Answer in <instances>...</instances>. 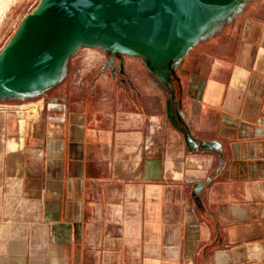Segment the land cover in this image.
I'll list each match as a JSON object with an SVG mask.
<instances>
[{
  "label": "crops",
  "instance_id": "obj_1",
  "mask_svg": "<svg viewBox=\"0 0 264 264\" xmlns=\"http://www.w3.org/2000/svg\"><path fill=\"white\" fill-rule=\"evenodd\" d=\"M235 4L168 74L67 59L11 96L0 264H264V33Z\"/></svg>",
  "mask_w": 264,
  "mask_h": 264
},
{
  "label": "water",
  "instance_id": "obj_2",
  "mask_svg": "<svg viewBox=\"0 0 264 264\" xmlns=\"http://www.w3.org/2000/svg\"><path fill=\"white\" fill-rule=\"evenodd\" d=\"M219 3L221 0H46L41 11L23 19L13 41L0 53V97L35 92L55 83L57 79H48L56 69L59 77L73 48L83 41L143 56L158 75L168 74L170 63L184 55L217 17L211 16Z\"/></svg>",
  "mask_w": 264,
  "mask_h": 264
},
{
  "label": "rangeland",
  "instance_id": "obj_3",
  "mask_svg": "<svg viewBox=\"0 0 264 264\" xmlns=\"http://www.w3.org/2000/svg\"><path fill=\"white\" fill-rule=\"evenodd\" d=\"M40 2L41 0H0V53L10 43L21 26L20 24H22L23 19L29 13L33 12L39 6ZM235 5H237V8L242 9L241 12L246 17L254 19L251 25L254 35L253 39L256 43L260 42L261 36L264 33V0H239L236 1ZM243 22L245 21L243 20ZM227 42H229V39ZM259 46L262 49L261 44ZM73 61H77V65L74 67ZM122 61L134 70L137 83L141 85V82H144L147 75H149L143 68L147 63L142 56H135L126 51L117 52L101 46H81L73 54V57L68 58L66 67L69 69L74 68L72 71L73 80L75 83L82 84L86 81L85 77L92 76L94 78L96 74H100V71L107 72L105 74L110 76L112 67H119ZM140 62H143V66ZM175 65L176 63L173 64L174 67ZM24 98L16 96L0 98V128L6 118V113H3L2 110L16 109L18 102H21ZM2 145L3 141L0 135V155ZM2 190H5L4 185L0 187V209L2 201L4 204L7 203L9 205L5 200V196L1 194Z\"/></svg>",
  "mask_w": 264,
  "mask_h": 264
},
{
  "label": "bare ground",
  "instance_id": "obj_4",
  "mask_svg": "<svg viewBox=\"0 0 264 264\" xmlns=\"http://www.w3.org/2000/svg\"><path fill=\"white\" fill-rule=\"evenodd\" d=\"M235 1H238V0H221V3L218 4V6L216 7V9L213 12V14H212L211 17H216V16H218L220 14L222 15L223 13H225L226 11H228L229 9H231V7L235 3ZM45 3H46V0H41L39 6L34 10V12L41 11V9L44 8ZM16 35H17V33L14 35L13 38H15ZM13 38L10 41V43L13 41ZM81 44H87L86 46H89V47H93V46H101V47H104L102 45H95L94 43L89 42V41H83V42H81ZM81 44H79V45H77V46H75L73 48V54L79 49V47H81L80 46ZM104 48H106V47H104ZM111 49H117V47L111 46ZM168 60H169V56L165 59V61H164L163 64H165ZM57 76H58V69L55 70V72L51 75V77L48 79V81H52V80L57 79ZM15 95H18V94H15ZM11 96H14V95H11ZM11 96H5V97L3 96V97H0V98H7V97H11Z\"/></svg>",
  "mask_w": 264,
  "mask_h": 264
},
{
  "label": "flooded vegetation",
  "instance_id": "obj_5",
  "mask_svg": "<svg viewBox=\"0 0 264 264\" xmlns=\"http://www.w3.org/2000/svg\"><path fill=\"white\" fill-rule=\"evenodd\" d=\"M112 69H113V71H117V70H120V67H118V66H113Z\"/></svg>",
  "mask_w": 264,
  "mask_h": 264
}]
</instances>
